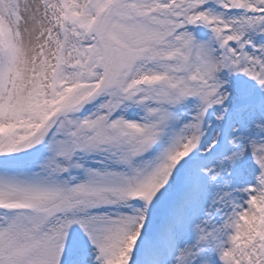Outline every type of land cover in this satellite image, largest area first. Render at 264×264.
Instances as JSON below:
<instances>
[{
	"label": "snow or ice",
	"instance_id": "6c2138e0",
	"mask_svg": "<svg viewBox=\"0 0 264 264\" xmlns=\"http://www.w3.org/2000/svg\"><path fill=\"white\" fill-rule=\"evenodd\" d=\"M0 264H264V0H0Z\"/></svg>",
	"mask_w": 264,
	"mask_h": 264
}]
</instances>
